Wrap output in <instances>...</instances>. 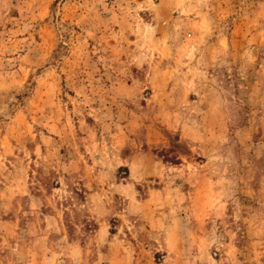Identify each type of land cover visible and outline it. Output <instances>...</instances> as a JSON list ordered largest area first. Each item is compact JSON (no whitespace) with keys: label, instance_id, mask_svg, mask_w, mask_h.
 Here are the masks:
<instances>
[{"label":"rangeland","instance_id":"rangeland-1","mask_svg":"<svg viewBox=\"0 0 264 264\" xmlns=\"http://www.w3.org/2000/svg\"><path fill=\"white\" fill-rule=\"evenodd\" d=\"M0 264H264V0H0Z\"/></svg>","mask_w":264,"mask_h":264}]
</instances>
